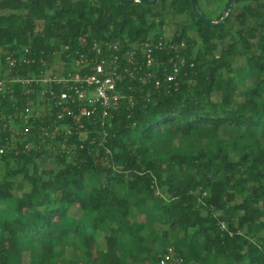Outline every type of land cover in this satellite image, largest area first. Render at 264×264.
Segmentation results:
<instances>
[{
    "label": "trees",
    "instance_id": "1",
    "mask_svg": "<svg viewBox=\"0 0 264 264\" xmlns=\"http://www.w3.org/2000/svg\"><path fill=\"white\" fill-rule=\"evenodd\" d=\"M159 41L149 68L142 43ZM115 47L112 118L72 123L39 150L9 147V115L33 97L21 84L15 100L0 95V264H147L169 250L186 264H264V0L215 28L193 0H0V79L4 51L38 60L12 76L43 62L85 76Z\"/></svg>",
    "mask_w": 264,
    "mask_h": 264
},
{
    "label": "built area",
    "instance_id": "2",
    "mask_svg": "<svg viewBox=\"0 0 264 264\" xmlns=\"http://www.w3.org/2000/svg\"><path fill=\"white\" fill-rule=\"evenodd\" d=\"M166 45L163 41L155 45L149 42L142 43L144 58L149 68L155 65L154 50L162 51ZM119 50L115 47V55L109 59H99L93 72L85 76L80 73L63 75L62 71H54L45 62L41 65L46 69L39 73L12 76L11 71L15 69L20 71L26 66H36L38 60L29 48H23L18 52L4 51L9 75L5 74L0 79V95L15 100L16 85L21 84L23 95L33 97L22 108H15L14 113L9 115L8 127L15 134L9 146L10 151L15 155L28 154L33 149L39 150L46 142L54 141L61 134L72 136L74 132L72 123L80 124L83 120L92 118H112L109 110L116 108L121 97L117 90L119 77L116 75ZM81 63L82 61L79 60L77 66ZM107 66L111 67L113 75L107 73ZM174 70L175 73L168 77L169 81L176 79L175 74L179 69L174 66ZM159 85L160 81L156 82V86ZM37 120H41L42 123L41 136L34 139L33 123ZM102 124L104 125L105 122ZM5 150L0 148V154ZM147 264L186 263L182 257L169 250L158 262Z\"/></svg>",
    "mask_w": 264,
    "mask_h": 264
},
{
    "label": "rangeland",
    "instance_id": "3",
    "mask_svg": "<svg viewBox=\"0 0 264 264\" xmlns=\"http://www.w3.org/2000/svg\"><path fill=\"white\" fill-rule=\"evenodd\" d=\"M213 2V3H212ZM212 5H209L211 3H209L207 0H199V6L201 8V10L207 15L206 17L209 18L211 21L216 20V18L218 17V15L225 9V3L226 1L223 2H219V3H215V1H212ZM177 27L172 26L170 27V29L167 30L169 37L173 36L175 31H176ZM59 64H55L53 65V70L56 72H59L60 70V65ZM27 172L31 173L30 169H27ZM23 176H26V173L23 174ZM23 176H21L20 178L15 180V187L17 188L18 191H22V190H27L28 186L25 182H23ZM161 197V192L158 191L157 192V197ZM256 239V238H254ZM27 259V257L25 258Z\"/></svg>",
    "mask_w": 264,
    "mask_h": 264
},
{
    "label": "water",
    "instance_id": "4",
    "mask_svg": "<svg viewBox=\"0 0 264 264\" xmlns=\"http://www.w3.org/2000/svg\"><path fill=\"white\" fill-rule=\"evenodd\" d=\"M122 1H125V2H137V3H146L147 2L149 5H153L158 0H122ZM246 1H255V0H231L228 3L226 9L223 12L222 18L219 21H211L209 18H207L203 14V12L200 10V8H199V6L197 4V0H193V5H194V8H195V11H196L197 15L201 19H203L207 24H209L211 26V28H215V27H218L220 25H223L226 22L232 7L236 3H238V2H246Z\"/></svg>",
    "mask_w": 264,
    "mask_h": 264
}]
</instances>
